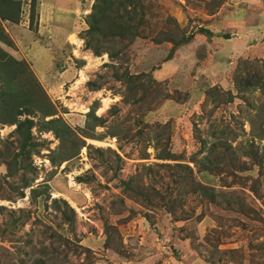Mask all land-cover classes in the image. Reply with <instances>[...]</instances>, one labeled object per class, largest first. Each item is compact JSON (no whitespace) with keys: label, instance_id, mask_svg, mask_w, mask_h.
<instances>
[{"label":"rangeland","instance_id":"374dc122","mask_svg":"<svg viewBox=\"0 0 264 264\" xmlns=\"http://www.w3.org/2000/svg\"><path fill=\"white\" fill-rule=\"evenodd\" d=\"M29 1L16 23L1 22L0 47L26 62L53 114L28 116L37 143L28 186L20 172L4 179L0 156V264H264V88L236 90L233 70L248 58L222 40L223 10L234 25L246 3L264 22L263 0H136L135 30L114 32L99 55L85 46L94 0H34L30 20ZM181 36L191 38L166 60L164 39ZM250 60L247 71L263 81L264 56ZM212 85L232 101L206 93ZM51 118L64 134L42 128ZM13 129L0 124V153H13ZM165 151L178 159L158 157ZM176 163L214 200L178 185L187 169ZM129 177L139 196L122 185ZM31 188L42 191L34 200Z\"/></svg>","mask_w":264,"mask_h":264},{"label":"trees","instance_id":"16d2710c","mask_svg":"<svg viewBox=\"0 0 264 264\" xmlns=\"http://www.w3.org/2000/svg\"><path fill=\"white\" fill-rule=\"evenodd\" d=\"M136 0H94L91 4V11L86 15L87 28L85 29V34L87 39L85 41V46L91 49L94 55L100 54V49H103V42L109 40L116 34H123L126 30H135L136 25L130 27V22H133V19L128 18V10L135 9ZM29 10L28 18L29 20L33 18L34 14V0L29 1ZM220 3V2H219ZM139 5V4H138ZM20 12V0H0V41L6 42V33L2 29V21H10L16 23ZM200 33H206L205 29H198ZM224 38L227 35H223ZM191 37H180L176 40H170L165 38L164 41L170 42L171 47L165 57L166 60L170 59L173 55V51L179 46L187 43ZM93 43V44H92ZM241 62V63H239ZM238 65L233 70V84L238 92H241L238 89L239 84L248 86H259L261 89L264 88V80L260 82L262 77L258 72H248L247 64L251 62L250 59H240ZM240 64L243 65L240 69ZM238 71L244 73V79L239 78ZM151 74V72H149ZM24 75L27 79L23 78ZM146 75L141 73L140 77ZM118 78L120 76H117ZM139 75L129 74L122 75V79L128 81H135ZM150 80H155L150 77ZM133 81V82H134ZM18 83V86L14 87L15 83ZM132 82V83H133ZM89 84V83H88ZM37 90H39L37 95ZM209 94H214L217 97H220L223 102H231L235 95L232 94L230 90L220 91L215 86H211L207 89ZM53 108L51 103L47 100L45 93L40 89L38 83L34 76L32 75L30 69L26 62L16 59L14 56L9 54L7 51L0 47V124L14 125L13 131L16 132L18 140L13 153L9 155L8 150L2 151L0 156L3 158L2 163L5 164L6 169L8 170L4 175V179L8 176L13 175L12 172L18 173V180L20 183V188L26 187L29 185V180L24 176L25 171L31 169L29 166L28 156L29 152H34L36 148V141L32 140V135L30 128L33 126L32 117H28L30 114L38 111L42 114L43 117L50 116L53 114ZM24 115L22 119H19V116ZM99 122L100 118L95 117ZM42 128L52 131V133L59 137L66 132V126L59 123L58 119L51 118L43 121ZM224 132V130H222ZM1 140V139H0ZM1 142V141H0ZM158 157L163 159L175 160L178 158L177 155L171 153L170 151H165V153L158 154ZM27 159V160H24ZM51 162H54L53 159H50ZM12 162V163H11ZM11 164L13 166H11ZM10 165V167H9ZM178 168H186V173L181 177L178 185L182 182L184 189L189 186L191 191L194 193L198 192L199 195L206 198L208 201H213L215 195L213 189L210 186H207L198 181L188 179L187 172H191L190 167L186 164L176 163L175 165ZM20 169L18 171V169ZM207 170V168H203ZM14 176V175H13ZM132 177H129L125 181H121L122 185L130 192L139 196V192L136 190V187L133 189V184L131 183ZM177 185V186H178ZM180 188V187H179ZM31 197L34 200L37 195L42 193V191H37L31 188ZM22 197V191L17 193ZM54 206L59 208L57 199H53ZM65 207L62 212V217L64 221L71 224V209L68 207L67 203L63 201ZM1 208V206H0ZM68 209L69 212H65ZM14 221V220H13ZM45 228L49 229V226L45 225ZM55 232V231H54ZM54 232H52L54 234ZM53 234L49 233L50 236ZM58 234L55 232V235ZM106 235H109L107 232ZM58 236V235H56ZM66 240V239H65ZM35 264H42L41 260H35Z\"/></svg>","mask_w":264,"mask_h":264},{"label":"crops","instance_id":"0c3cea01","mask_svg":"<svg viewBox=\"0 0 264 264\" xmlns=\"http://www.w3.org/2000/svg\"><path fill=\"white\" fill-rule=\"evenodd\" d=\"M40 2L42 3V0ZM245 4L246 3H243L241 5L242 9L245 8V10L241 13V15H245L247 12L248 15L241 17L235 16L234 18L236 19V21L234 25H231L229 22V20L233 17L232 15H229L230 11L223 10L222 24L224 23L228 24V27L222 28L223 29L222 34L227 35L226 38L222 37V40L227 44L229 43L234 48H237L238 46L239 49H233L234 51L232 52H235L236 54H240L239 56L241 57L243 56L242 58H248V59H251L253 57L260 58L264 56V44L260 42L258 38H262L264 36V22L260 21V19H257L258 15H260L261 12L258 14H254L249 11H246V7L249 8L250 6H248L249 4L247 5ZM262 13H264V0L262 1ZM257 35H259L260 37H257ZM204 44H208V42ZM227 51L231 52V50L229 51V49ZM170 61H165V63H163L164 69L162 70H166L165 68H168L170 66L171 64ZM39 64L41 63L39 62ZM210 69L215 70L213 67H211ZM156 71H159V68H157ZM164 103H168V102H164ZM164 103L163 105L166 106L167 104Z\"/></svg>","mask_w":264,"mask_h":264},{"label":"bare ground","instance_id":"6f19581e","mask_svg":"<svg viewBox=\"0 0 264 264\" xmlns=\"http://www.w3.org/2000/svg\"><path fill=\"white\" fill-rule=\"evenodd\" d=\"M71 39H73V38H71ZM75 41V40H74Z\"/></svg>","mask_w":264,"mask_h":264}]
</instances>
